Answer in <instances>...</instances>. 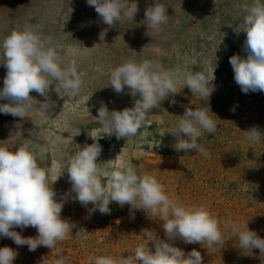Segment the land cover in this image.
Listing matches in <instances>:
<instances>
[{
    "label": "rangeland",
    "instance_id": "rangeland-1",
    "mask_svg": "<svg viewBox=\"0 0 264 264\" xmlns=\"http://www.w3.org/2000/svg\"><path fill=\"white\" fill-rule=\"evenodd\" d=\"M159 2L167 8L169 18L159 31H153L142 22L145 9L155 0H136L139 11L134 20L122 17L112 27L103 23L87 0H0V43L13 30L39 26L44 42L51 37L63 62L74 60L84 80L78 97L62 89L57 93L53 82L48 95L54 106L48 113L39 110L45 98L34 91L29 94L34 99L29 117L0 113V146L15 151L29 143L40 166L48 171L49 184L63 173L52 187L57 201H64L61 218L74 225L68 238L53 249L40 246L29 251L26 245L17 246L12 239L0 237V248L7 246L18 253L13 264H55L60 258L65 264H94L90 257L119 260L134 256L140 244L153 247L144 229L167 240L162 214L115 202L109 205L110 214H101L90 212L91 204L86 208L75 200L65 168L80 146L93 143V135L102 136L97 160L102 168L131 166L138 175L155 176L174 202L209 211L219 221L226 241L209 248L177 239L172 241L174 246L186 254L200 251L203 264H264V254L259 249H241L228 225L231 221L242 231L247 223L249 230L264 238V137L258 143L246 138V131L253 127L264 133V92H242L229 63L234 54L246 58L241 7L251 0ZM143 59L177 72L181 80L185 72L203 70L211 77L215 67V91L207 101L179 84V93L154 108L135 137L118 140L114 134H105L98 109L102 104L109 111L134 105L139 97H132L127 86L123 93H116L108 86L109 74L125 61ZM6 74L0 63V89ZM4 103L8 101L0 100ZM186 108H206L216 120V133L205 132L199 138L208 158L173 148L176 139L168 131L176 127ZM41 147L48 151L41 153ZM80 229L88 232L87 239L76 236ZM13 230L23 237L37 235L31 226Z\"/></svg>",
    "mask_w": 264,
    "mask_h": 264
},
{
    "label": "clouds",
    "instance_id": "clouds-1",
    "mask_svg": "<svg viewBox=\"0 0 264 264\" xmlns=\"http://www.w3.org/2000/svg\"><path fill=\"white\" fill-rule=\"evenodd\" d=\"M87 4L93 6L103 23L110 27L122 17L133 21L139 11L136 0H87ZM241 11V31L246 33L243 45L246 58L234 54L229 63L242 92H264V0H251V3L242 5ZM144 17L142 23L153 31H159L169 18L167 8L159 0L145 9ZM0 57V63L7 69L0 100L8 101L0 104V113L21 119L29 117L34 100L29 94L33 91L45 98L38 108L48 113L54 106L48 95L53 82L57 93L62 89L72 97H78L84 85L83 73L78 72L76 62L65 64L51 37L47 38V44L44 42L39 26L13 30L0 43ZM214 70L215 67L211 77L206 75V70L185 72L181 80L177 72L165 70L152 60L125 61L111 69L108 86L118 94L123 93L127 86L129 94L139 98L134 100L132 107L123 110L109 111L102 104L97 118L103 122L107 130L105 134H114L118 140L126 138L127 141L137 135L154 108H158L170 95L179 93L178 85L181 83L208 101L215 91L212 83ZM217 127L208 109L186 108L176 127L168 132L176 139L175 151H195L208 158L209 152L199 138L205 132L215 134ZM246 133V138L252 143L261 142L264 137L256 127ZM90 137L93 143L80 146L65 168L75 200L86 208L91 204L93 207L89 211L98 210L101 214H110L112 202L162 214V228L167 237V240H162L144 229V236L152 243L154 251L149 244H140L135 248L134 256L119 260L98 256L90 257V261L94 260V264H203L200 251L193 249L186 254L172 241L179 239L185 244H206L209 248L225 244L219 221L209 211L202 206L185 207L174 202L155 176L138 175L131 166L121 165L110 171L102 168V163L97 162L102 152L99 143L102 136ZM47 151V147L40 148L41 153ZM61 175L49 184L48 171L40 166L29 143L18 146L15 151L0 146V237L12 239L17 246L26 245L29 251L40 246L53 249L58 242L68 238L74 225L61 218L64 201H57L52 187ZM228 225L238 238L241 249H259L264 254V238L249 230L247 223L242 231L231 221ZM29 226L36 229L35 237H23L13 230ZM76 236L87 239L88 232L80 229ZM17 254L10 247L0 248V264H13ZM55 264H65V260L57 259Z\"/></svg>",
    "mask_w": 264,
    "mask_h": 264
}]
</instances>
